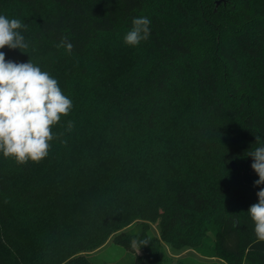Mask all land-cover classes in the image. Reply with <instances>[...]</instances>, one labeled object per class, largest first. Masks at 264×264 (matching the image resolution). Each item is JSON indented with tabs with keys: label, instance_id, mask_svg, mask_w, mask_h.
Returning <instances> with one entry per match:
<instances>
[{
	"label": "trees",
	"instance_id": "obj_1",
	"mask_svg": "<svg viewBox=\"0 0 264 264\" xmlns=\"http://www.w3.org/2000/svg\"><path fill=\"white\" fill-rule=\"evenodd\" d=\"M0 15L27 26L6 60L73 104L39 163L0 153V264H113L91 254L134 239L150 244L133 264H165L163 241L206 252L210 236L232 264H264L247 213L264 187L248 155L264 143V0H0ZM136 17L150 36L133 47Z\"/></svg>",
	"mask_w": 264,
	"mask_h": 264
},
{
	"label": "clouds",
	"instance_id": "obj_2",
	"mask_svg": "<svg viewBox=\"0 0 264 264\" xmlns=\"http://www.w3.org/2000/svg\"><path fill=\"white\" fill-rule=\"evenodd\" d=\"M151 21L147 17L132 20L131 29L124 36L128 46H138L150 36ZM27 26L20 19H9L0 15V49L22 50L29 47L22 30ZM58 47L71 54L73 44L62 37ZM73 104L59 87L57 79L49 72L42 71L30 59L26 63L6 60L0 51V153L5 158H14L17 164L29 161L39 163L49 153L50 141L55 137L52 126L67 116ZM74 123L68 121L70 131ZM260 146L250 150L251 168L258 175L254 186L264 185V143L256 136ZM258 202L252 204L247 213L254 224L258 241H264V187L256 193ZM150 244L149 239H134L131 247L139 253L143 246Z\"/></svg>",
	"mask_w": 264,
	"mask_h": 264
},
{
	"label": "rangeland",
	"instance_id": "obj_3",
	"mask_svg": "<svg viewBox=\"0 0 264 264\" xmlns=\"http://www.w3.org/2000/svg\"><path fill=\"white\" fill-rule=\"evenodd\" d=\"M151 231L154 235L161 237V232L158 227V222H150ZM112 241V242H110ZM107 244L97 249L91 255L97 258L98 262H111L113 264H133L137 255L141 254L136 250L125 249L113 243L110 240ZM209 241L215 248L202 252L196 248L184 247L181 250H176L165 241L162 242L163 252L161 254L162 263L165 264H232L223 257L215 246V236H210ZM238 264H249L246 260Z\"/></svg>",
	"mask_w": 264,
	"mask_h": 264
},
{
	"label": "water",
	"instance_id": "obj_4",
	"mask_svg": "<svg viewBox=\"0 0 264 264\" xmlns=\"http://www.w3.org/2000/svg\"><path fill=\"white\" fill-rule=\"evenodd\" d=\"M231 166H232V168H233L234 170H237V169H238V165H237V163H236L235 161H232V162H231Z\"/></svg>",
	"mask_w": 264,
	"mask_h": 264
}]
</instances>
